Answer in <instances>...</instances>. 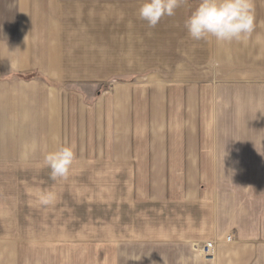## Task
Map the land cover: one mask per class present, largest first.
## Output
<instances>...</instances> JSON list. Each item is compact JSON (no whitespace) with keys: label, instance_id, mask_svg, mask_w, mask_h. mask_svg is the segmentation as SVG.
Segmentation results:
<instances>
[{"label":"crops","instance_id":"0c3cea01","mask_svg":"<svg viewBox=\"0 0 264 264\" xmlns=\"http://www.w3.org/2000/svg\"><path fill=\"white\" fill-rule=\"evenodd\" d=\"M1 1L0 172L11 174L0 176L19 184L31 166L39 188L47 170L49 190L70 197L56 208L75 194L81 208L127 213L44 222L104 226L74 235L20 231L1 216L0 264H264V1L229 74L240 84L187 89L168 82L200 81V65L216 60V40L184 26L198 0L155 27L139 18L141 0ZM60 144L76 159L51 183L44 151ZM205 242L213 261L191 248Z\"/></svg>","mask_w":264,"mask_h":264},{"label":"rangeland","instance_id":"374dc122","mask_svg":"<svg viewBox=\"0 0 264 264\" xmlns=\"http://www.w3.org/2000/svg\"><path fill=\"white\" fill-rule=\"evenodd\" d=\"M257 0H252L254 5ZM260 2L264 0H259ZM9 6L12 7V10H15V6L17 4V0H8ZM2 6V1L0 0V7ZM240 41H232V43H221L216 41V60L215 59H205L206 64L201 66V80L200 81H189V80H170L168 83L172 86H179L185 89L187 88H197L200 85V88H225L226 85L240 84V76L238 75L235 79H231L235 76H230L229 74L233 71L239 70L240 63ZM231 46V47H230ZM232 52V63H227V53ZM229 55V54H228ZM227 56V57H226ZM230 56V55H229ZM204 60V61H205ZM227 64V65H226ZM232 64V66H230ZM232 70H231V69ZM239 73V72H238ZM211 76V77H210ZM180 94V92H179ZM178 93L170 96V102L174 104L179 103ZM38 171V170H37ZM34 171L31 166H27L26 170H24L25 176H21V182H17L16 177H6L0 176V217L2 218H11L10 216H15L19 223L16 227H18L20 231H28V229L34 228L35 231H40L42 234L45 233H69V234H78L85 232H96L98 228L104 227L98 226L95 224H87L82 225L79 222H75L73 220L70 224H46L44 223L47 219H60L63 220L65 217L69 218H81V217H109L115 215H126V209L115 208L114 206L106 205V206H97V207H89V208H81L79 207L81 202L75 201V194L73 196V200L71 202L72 208L65 209L64 207L56 208V202L54 205L50 206H41L40 210H33V202L34 196L30 190L36 189V185L33 184V172ZM14 172V171H11ZM16 173V172H14ZM11 174L10 172L4 173L0 172V175ZM40 178V189L49 190L50 186V178L49 172L47 170H42ZM19 178V179H20ZM54 181L51 179V183ZM22 182H24L22 184ZM38 188V187H37ZM59 188V187H58ZM60 195L58 200H64L65 197L70 198L66 195ZM10 206H14V210L10 209ZM8 208V209H7ZM34 216H41L40 225L28 224L31 223V219ZM38 218V217H35ZM30 220V221H29ZM106 227V226H105ZM192 248V247H191ZM206 261V260H204Z\"/></svg>","mask_w":264,"mask_h":264},{"label":"clouds","instance_id":"9594fccd","mask_svg":"<svg viewBox=\"0 0 264 264\" xmlns=\"http://www.w3.org/2000/svg\"><path fill=\"white\" fill-rule=\"evenodd\" d=\"M180 3L181 0H141L137 14L149 27H155L163 17L174 15ZM254 20L252 0H198L184 26L193 40L214 38L217 42L230 43L250 36ZM36 150L35 142L26 145L24 158L27 159ZM75 159V145L60 144L54 150L44 151L43 166L50 169L51 179H66ZM30 191L38 206H51L57 200L55 191L40 188Z\"/></svg>","mask_w":264,"mask_h":264},{"label":"built area","instance_id":"2783aa9c","mask_svg":"<svg viewBox=\"0 0 264 264\" xmlns=\"http://www.w3.org/2000/svg\"><path fill=\"white\" fill-rule=\"evenodd\" d=\"M193 252L200 258L206 261H213L215 259V244L214 242H205L202 244H192Z\"/></svg>","mask_w":264,"mask_h":264}]
</instances>
